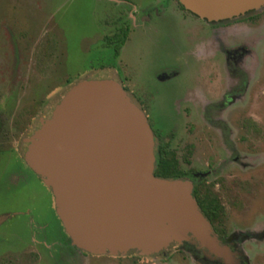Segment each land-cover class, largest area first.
Listing matches in <instances>:
<instances>
[{"label":"rangeland","instance_id":"374dc122","mask_svg":"<svg viewBox=\"0 0 264 264\" xmlns=\"http://www.w3.org/2000/svg\"><path fill=\"white\" fill-rule=\"evenodd\" d=\"M112 6L106 0H0V214L18 212L0 222V264H200L171 247L165 255L64 256L51 192L22 159L24 138L72 83L113 77L101 68L112 65L111 51L99 48L117 15ZM229 33L248 48L245 98L222 112L239 160L232 162L220 130L200 118L177 125L170 146L181 168L210 170L205 180L216 183L226 232L236 233L249 264H264V24H230ZM160 111L162 117L155 112L148 120L165 133L172 110ZM16 166L26 178L11 171ZM44 223L53 238L43 236Z\"/></svg>","mask_w":264,"mask_h":264},{"label":"water","instance_id":"95a60500","mask_svg":"<svg viewBox=\"0 0 264 264\" xmlns=\"http://www.w3.org/2000/svg\"><path fill=\"white\" fill-rule=\"evenodd\" d=\"M179 2L208 20L264 6V0ZM24 141L22 159L50 189L55 212L77 248L144 255L191 240L225 264H237L200 211L191 182L153 173L150 126L115 80L72 83Z\"/></svg>","mask_w":264,"mask_h":264},{"label":"flooded vegetation","instance_id":"af4514ba","mask_svg":"<svg viewBox=\"0 0 264 264\" xmlns=\"http://www.w3.org/2000/svg\"><path fill=\"white\" fill-rule=\"evenodd\" d=\"M106 1L112 2L117 15L112 19L110 32L104 35L99 47L111 51L112 65L101 68L112 72L111 79L115 80L130 100L143 111L149 126L148 119L152 118L155 112L162 117L163 113L160 110H172L169 112L172 124L168 127V132L163 133L162 128L153 130L150 127L154 142V168L155 151L160 141L163 148L173 155L176 166L183 173L181 177L176 178L191 182L193 197L194 189L200 195L208 189L218 196L216 183L205 180L210 170L195 171L191 168H181L176 150L170 146V141L177 125L200 118L206 124L220 130L222 140L229 148L232 162L239 160L229 137L230 128L224 121L222 112L226 108L240 104L245 98L248 85L244 58L248 48L246 42L231 41L229 27L230 24H264V11L250 10L230 18L208 20L186 9L179 0ZM198 109H201L199 117ZM30 170L39 177L32 169ZM11 171L21 172L26 178L23 167L16 166ZM41 182L44 184L42 180ZM218 200L223 210L221 233H217L208 218L202 214L209 221L219 243L227 245L234 252L236 263L249 264L248 256L238 245L236 233L228 234L224 228L225 210L219 196ZM52 201L56 214L53 195ZM17 213L0 214V222ZM24 215H29V212L25 211ZM57 218L64 232L61 239L58 237L59 252L64 256L74 251L92 254L71 244L58 216ZM42 227L43 236L53 238L45 231L48 228L47 223ZM170 247L187 250L200 264H225L221 258L191 240L172 242L158 254L165 255Z\"/></svg>","mask_w":264,"mask_h":264},{"label":"trees","instance_id":"16d2710c","mask_svg":"<svg viewBox=\"0 0 264 264\" xmlns=\"http://www.w3.org/2000/svg\"><path fill=\"white\" fill-rule=\"evenodd\" d=\"M154 174L162 178L181 177L183 173L176 166L173 155L165 150L159 141V145L155 151V168ZM194 197L201 212L208 218L217 233H221V217L223 215L222 206L218 200V196L206 189L202 195L197 190L193 191ZM67 241L69 239L67 238Z\"/></svg>","mask_w":264,"mask_h":264}]
</instances>
